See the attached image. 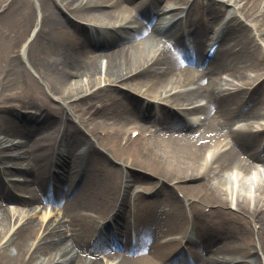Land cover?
<instances>
[{
  "label": "bare ground",
  "instance_id": "1",
  "mask_svg": "<svg viewBox=\"0 0 264 264\" xmlns=\"http://www.w3.org/2000/svg\"><path fill=\"white\" fill-rule=\"evenodd\" d=\"M218 1L0 0V264H264V0Z\"/></svg>",
  "mask_w": 264,
  "mask_h": 264
},
{
  "label": "rangeland",
  "instance_id": "2",
  "mask_svg": "<svg viewBox=\"0 0 264 264\" xmlns=\"http://www.w3.org/2000/svg\"><path fill=\"white\" fill-rule=\"evenodd\" d=\"M205 2L207 1V0H204ZM215 2H216V4L217 3H220L221 4V2L220 1H218V0H215ZM220 4H218V5H220ZM222 6V5H221ZM223 9V8H222ZM219 22H224V18H223V16L222 17H220L219 18V20H217V23H219ZM243 28V30H245V27H242ZM259 43H261L262 44V46L261 47H263L264 46V43H262V42H259ZM261 55V54H260ZM241 71H243L244 73H247V74H249V75H253V73L250 71V70H247L245 67H242L241 66ZM218 76H219V73H218ZM232 80V79H231ZM232 81H234V80H232ZM229 82V81H228ZM225 83V82H224ZM229 83H231V82H229ZM227 84L226 83V87H229L230 86V88L231 87H233V86H231V84ZM21 114L22 115H25V114H27V112H24L23 113V111H21ZM148 122H150L151 123V121H148ZM22 127H24V126H22ZM133 133H135V132H132V133H130V131L127 133V135H126V137H131V138H135L134 136H133ZM22 141V138L21 137H19V136H16L14 139H13V142L14 141ZM114 165H115V163H114ZM125 171H130V170H137V169H134V168H131V167H127V168H125L124 169ZM251 176V179H253L254 178V176L253 175H250ZM148 180H150L149 182H155V179H147V181ZM151 192H149V193H144V200H150V199H152L153 198V196H152V194H150ZM69 195H71V193L69 194ZM52 197V196H51ZM39 207H42V206H39ZM41 213L43 214V215H45L46 216V218H51L52 216H54L56 213H57V208H56V206L54 205V204H51V203H49V202H46L44 205H43V207H42V209H41ZM131 218V217H130ZM112 233L114 234V236H116L117 237V234H115L116 233V230L115 229H112ZM115 256H116V254H115Z\"/></svg>",
  "mask_w": 264,
  "mask_h": 264
}]
</instances>
